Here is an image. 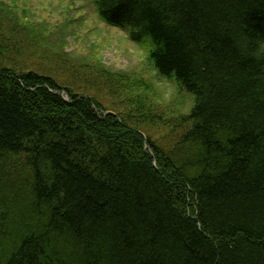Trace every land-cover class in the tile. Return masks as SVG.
<instances>
[{
  "label": "trees",
  "instance_id": "16d2710c",
  "mask_svg": "<svg viewBox=\"0 0 264 264\" xmlns=\"http://www.w3.org/2000/svg\"><path fill=\"white\" fill-rule=\"evenodd\" d=\"M94 6L193 108L155 140L150 82L95 71L106 115L0 37V264H264V0Z\"/></svg>",
  "mask_w": 264,
  "mask_h": 264
},
{
  "label": "rangeland",
  "instance_id": "374dc122",
  "mask_svg": "<svg viewBox=\"0 0 264 264\" xmlns=\"http://www.w3.org/2000/svg\"><path fill=\"white\" fill-rule=\"evenodd\" d=\"M94 1L0 0L4 3L0 5L4 24L1 40L7 42L10 37L12 43H20L16 46L20 51L17 58L11 56L21 67L37 73L51 72L63 87L77 94L98 96L109 112L135 109L128 103L120 106L117 95L107 94L103 85H91L88 81L94 79L95 71L125 74L131 88L125 87L120 93L141 95L143 87L138 88L135 79L150 82L153 90L146 93V109L154 120L140 123L144 125L139 124V129L155 140L169 143L174 140V132H182L177 128L179 116L191 112L192 97L158 77L147 62L146 51L132 43L126 33L102 23ZM120 97L125 100L123 95Z\"/></svg>",
  "mask_w": 264,
  "mask_h": 264
},
{
  "label": "water",
  "instance_id": "95a60500",
  "mask_svg": "<svg viewBox=\"0 0 264 264\" xmlns=\"http://www.w3.org/2000/svg\"><path fill=\"white\" fill-rule=\"evenodd\" d=\"M106 115H113V113L108 112V113H106Z\"/></svg>",
  "mask_w": 264,
  "mask_h": 264
}]
</instances>
